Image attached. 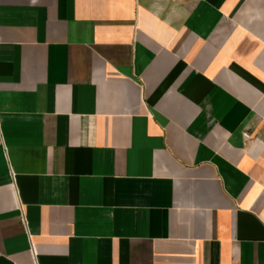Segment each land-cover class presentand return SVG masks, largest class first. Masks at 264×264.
<instances>
[{
	"label": "crops",
	"instance_id": "crops-1",
	"mask_svg": "<svg viewBox=\"0 0 264 264\" xmlns=\"http://www.w3.org/2000/svg\"><path fill=\"white\" fill-rule=\"evenodd\" d=\"M0 264H264V0H0Z\"/></svg>",
	"mask_w": 264,
	"mask_h": 264
}]
</instances>
